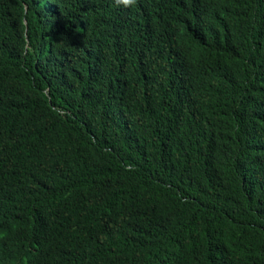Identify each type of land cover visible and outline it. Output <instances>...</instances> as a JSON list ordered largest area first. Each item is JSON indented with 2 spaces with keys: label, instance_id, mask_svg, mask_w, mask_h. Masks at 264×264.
Segmentation results:
<instances>
[{
  "label": "trees",
  "instance_id": "trees-1",
  "mask_svg": "<svg viewBox=\"0 0 264 264\" xmlns=\"http://www.w3.org/2000/svg\"><path fill=\"white\" fill-rule=\"evenodd\" d=\"M34 1L0 0V264H264V0ZM127 44L107 89L53 59Z\"/></svg>",
  "mask_w": 264,
  "mask_h": 264
},
{
  "label": "clouds",
  "instance_id": "clouds-1",
  "mask_svg": "<svg viewBox=\"0 0 264 264\" xmlns=\"http://www.w3.org/2000/svg\"><path fill=\"white\" fill-rule=\"evenodd\" d=\"M34 1V0H33ZM45 2V0H42ZM36 10L40 12L39 5L37 1H34ZM115 6L121 9H128L134 7L138 0H117L113 2ZM25 13L28 12V6L24 4ZM133 22V15L127 14ZM27 24V21L25 20ZM75 26L78 27V31L74 32L76 36L80 37L86 34L85 29L90 26L87 21H76ZM75 38H72L74 40ZM48 46V45H47ZM46 43L43 44L41 50L35 56V62L37 61L40 63V56H47L46 51ZM51 47V45H50ZM136 47L125 45L124 47L120 48L116 51H108L110 57L108 59L99 60L96 62L95 59L92 57V52H88L91 56L89 63L79 65H69L68 61L64 59L63 55H58L56 58H53L57 61V68L64 69L67 74L71 76H81L84 78H92L99 81L104 88L107 89V86L111 84V86H116L118 84V77H117V67L118 62L121 58L133 53ZM52 61V60H51ZM63 64V65H61ZM88 67L89 70H88ZM63 89L64 95L67 96L66 99H61L58 106L53 105V109L61 114H70L76 119H80L81 123L85 122L83 119L84 116H93L91 107L86 104L85 102V94L82 92L81 89L76 88L72 85L66 86ZM76 93H80L81 97H77Z\"/></svg>",
  "mask_w": 264,
  "mask_h": 264
},
{
  "label": "rangeland",
  "instance_id": "rangeland-1",
  "mask_svg": "<svg viewBox=\"0 0 264 264\" xmlns=\"http://www.w3.org/2000/svg\"><path fill=\"white\" fill-rule=\"evenodd\" d=\"M76 96L81 97L80 93H76ZM66 98H67V96L62 94L61 99H66Z\"/></svg>",
  "mask_w": 264,
  "mask_h": 264
},
{
  "label": "bare ground",
  "instance_id": "bare-ground-1",
  "mask_svg": "<svg viewBox=\"0 0 264 264\" xmlns=\"http://www.w3.org/2000/svg\"><path fill=\"white\" fill-rule=\"evenodd\" d=\"M51 43L48 44V47H50Z\"/></svg>",
  "mask_w": 264,
  "mask_h": 264
}]
</instances>
